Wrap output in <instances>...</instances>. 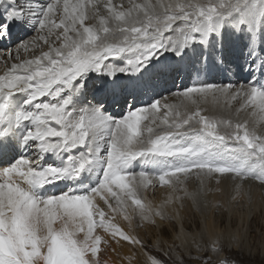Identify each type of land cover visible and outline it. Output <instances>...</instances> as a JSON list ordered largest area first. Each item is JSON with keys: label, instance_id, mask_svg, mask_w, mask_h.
Returning <instances> with one entry per match:
<instances>
[{"label": "snow or ice", "instance_id": "obj_1", "mask_svg": "<svg viewBox=\"0 0 264 264\" xmlns=\"http://www.w3.org/2000/svg\"><path fill=\"white\" fill-rule=\"evenodd\" d=\"M17 28L35 35L14 52L0 43V159L9 140L20 150L0 166V264H101L109 238L131 248L127 264H140L137 250L143 264H168L174 252L180 264H236L220 238L205 242L200 233L188 246L182 225L176 239L185 238V250L173 244L154 255L134 220L170 219L140 195L157 182L183 193L165 204L195 203L220 177L239 181L236 196L245 180L264 185V0H0V42ZM226 32L242 41L241 82L161 95L169 79L191 71L193 57L201 67L210 57L225 65ZM209 100L221 108L238 101L251 126L205 115ZM192 178L198 187L188 192Z\"/></svg>", "mask_w": 264, "mask_h": 264}, {"label": "bare ground", "instance_id": "obj_2", "mask_svg": "<svg viewBox=\"0 0 264 264\" xmlns=\"http://www.w3.org/2000/svg\"><path fill=\"white\" fill-rule=\"evenodd\" d=\"M87 23H91V21H88ZM28 33H31L32 36L35 35V33H32L28 29H13L12 34L9 37L10 44L7 47L12 48L13 45L15 46L14 43L18 44L21 42V40L31 39V36L27 38ZM24 37H26V39H24ZM241 48L242 41L236 38L234 35L226 32L222 42V47L219 49V52L225 61V65L221 66L216 64L215 57H210L209 65L205 68L197 64L193 57L191 61H186V64H191V71L186 70L181 72L175 77L174 83L172 79H169L167 83L162 86L161 95H165L168 92H174L177 88H183L187 85L198 82H241L247 75V73H244L242 70L243 53ZM44 50H47L46 47L44 48ZM38 53L39 49H36L35 52H29L27 55L29 58H31L34 54ZM21 55L23 56L24 53H21ZM5 71V64L3 62H0V75H3ZM13 99L15 105L19 106L22 103L23 96L20 94H16ZM42 99L46 100L47 98ZM167 100L169 103H179L177 98L171 95L167 96ZM220 103L223 104V101H221ZM201 107L206 110L204 113L205 115L224 117L232 119L233 121L249 120V126H251V120L247 112H240L239 114L236 113L235 109L239 107L238 101L233 102L231 108H228L227 106L221 108L220 104H213L211 100L206 103H202ZM110 111L116 114L118 112V108L112 107ZM257 131L260 134H264V125L258 126ZM3 143L4 141H0V144ZM8 143L9 144L4 147V151H10L9 155L4 159H0V166L9 163L11 159H14L17 155H19L20 150L18 148L12 149V144L14 143V141L9 140ZM130 170L139 171L140 161H135L133 163V167ZM198 183L199 182L195 178L189 179L186 185L187 191H196ZM234 183H239V181L234 182L231 179L220 177L219 184L215 180L209 181L207 183L205 187V191L207 194L201 196L195 203L190 198H184L182 202L176 201L171 204H165V201L168 200L170 195L175 197V195H182L183 193L179 191L177 193H172L171 189H169L167 186L161 187L157 182L154 188L150 186L148 190H142L140 195L145 203H150L152 205L153 209H156L160 205H164L163 211L165 212L166 217H169L170 219H165L163 221L157 219L155 225L144 223L141 226V222L137 217L134 220V234H136L144 242L145 245L146 241L149 238H152L153 245L150 248H155L156 250L163 248L164 245L171 246L172 242L168 243L164 239L165 232L160 225L166 223V225H168L169 227L176 226L177 232L173 233V241L176 244L180 245L182 249H185V238L182 236L181 239L178 240L176 239V236L177 233L180 232L181 225L183 226L184 231L189 234L186 220L191 213H193L196 219L200 222L201 229L195 233H192V235H188V246H192L193 238L199 240L198 234L200 233H203L205 242H207L209 239L215 238H220L222 240L223 237L221 236L223 235H220V231L218 229L213 230L211 223L213 219H219L220 221H222L223 218L226 217V227L227 229H229L231 228V223L236 222V220L232 221L233 217H237L238 220L240 218L243 219L244 223L239 224H241L242 226L246 225V227L248 219H254L258 214L263 215L264 217V185H261L258 181L245 180L243 182V187L241 188L240 194L236 196L234 192ZM234 196L235 199H233ZM97 200H99L98 197ZM100 204L103 205V201H100ZM128 211L129 214L132 213L133 209L131 206L128 208ZM114 222L119 224L126 232L129 231L128 223L124 221L118 214L116 215ZM172 223H174L175 225ZM154 226L157 227L155 231L152 228ZM96 232L98 234H101L102 237L106 236V234H104L101 229H97ZM234 233L236 234V236L239 234L243 237L246 236V231H244L243 229H241L240 231L238 229H235V232H233V234ZM238 241L239 239L236 238L230 242H222L226 246L230 245V247L234 249L238 247H240V250L246 249L241 244L242 242ZM101 247L106 251L105 254L111 261L117 260L119 262H127L126 256L130 255L132 252L131 248L128 245L124 244V246L121 247L119 245H116L114 241H111L110 238L109 244L105 245L104 243H102ZM137 255L140 257V262H143L144 258L139 250H137ZM103 264H105V262Z\"/></svg>", "mask_w": 264, "mask_h": 264}, {"label": "rangeland", "instance_id": "obj_3", "mask_svg": "<svg viewBox=\"0 0 264 264\" xmlns=\"http://www.w3.org/2000/svg\"><path fill=\"white\" fill-rule=\"evenodd\" d=\"M30 36H31V33H28L27 38ZM24 39H26V37H24ZM14 44L16 45L17 43H14ZM112 113L114 114V112H112ZM235 220H236V222H232L231 228H229V229H227V227H226L227 226V218L226 217H224L222 221H220L219 219H213L211 222L213 230L218 229L220 231V235H223V236H221V237H223L222 238L223 242H225V243L228 241L230 242V241H233V239L237 238V239H239V241L242 242L241 244L246 248L244 250H240V247H238L236 249L230 247V249H228V255L236 262V264H264V217H263V215L258 214L254 219H248L247 227H246V225L242 226L241 224H239V223H244L243 219L240 218L238 220L237 217H233L232 221H235ZM186 222L188 225V232L190 235H192V233H195L201 229V224L196 219V217L193 213H191L190 216L187 217ZM174 223H172V224H174ZM160 225L165 232L164 239L168 243L172 242L171 245L176 244L173 241V235H174L173 233L177 232L176 226L175 227H169L168 225H166V223H163ZM152 228L154 229V231L157 229L156 226H154ZM235 229H238L239 231L241 229H243L244 231H246V236L243 237L240 234L236 236L235 233L233 234V232H235ZM152 243H153L152 238H149L146 241V247L147 248L152 247V245H153ZM176 245H178V244H176ZM102 249L103 248L101 247V252H100L101 264H103L104 262H105V264L108 262H109L108 264H114L117 260L111 261L110 259H108L107 255L105 254L106 251L104 249L102 251ZM161 250H171V249H170L169 245L168 246L164 245L163 248L156 250L153 254L157 255V256H162ZM184 250L185 249H182V247L180 246L179 251L183 252ZM164 258L167 259L166 257H164ZM107 260H108V262H107ZM112 262H114V263H112ZM117 262H116L117 264H127L126 261H122V262L117 261ZM133 264H137V262H135V260H134ZM140 264H143V262H140ZM168 264H180L179 255L174 252L172 259L168 260ZM184 264H194V262L188 261L185 258Z\"/></svg>", "mask_w": 264, "mask_h": 264}]
</instances>
